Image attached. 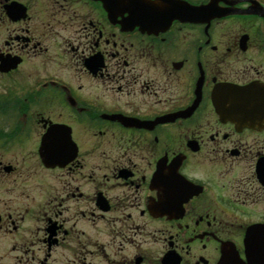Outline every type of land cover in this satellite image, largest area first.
<instances>
[{"label": "flooded vegetation", "instance_id": "1", "mask_svg": "<svg viewBox=\"0 0 264 264\" xmlns=\"http://www.w3.org/2000/svg\"><path fill=\"white\" fill-rule=\"evenodd\" d=\"M171 1L215 14L0 0V264H264V112L213 96L264 110V0ZM60 126L77 151L45 166Z\"/></svg>", "mask_w": 264, "mask_h": 264}, {"label": "water", "instance_id": "2", "mask_svg": "<svg viewBox=\"0 0 264 264\" xmlns=\"http://www.w3.org/2000/svg\"><path fill=\"white\" fill-rule=\"evenodd\" d=\"M129 2L131 3V12L138 13V16L149 24L161 22L165 17L168 21H171L175 17H184L186 20H191L195 16L202 17L206 15L212 17L215 14L212 10V3L209 6L194 8L171 0L164 1L160 4H151L148 1L136 3V0H129ZM253 7H258L260 9L258 13L264 16V8L262 5L254 1ZM252 90L253 86L238 87L228 85L222 89L218 88L213 94L217 112L221 117L240 120L256 118L254 113L257 114L260 110L264 112V110L258 108L253 112L251 104ZM64 129H66L65 132ZM73 148L74 143L70 128L63 126L52 127L47 131L42 140L40 149L42 160L45 165L50 167L61 165L64 161H69L74 157L76 149L74 150ZM63 149L65 151L64 157L54 156V154H58Z\"/></svg>", "mask_w": 264, "mask_h": 264}, {"label": "rangeland", "instance_id": "3", "mask_svg": "<svg viewBox=\"0 0 264 264\" xmlns=\"http://www.w3.org/2000/svg\"><path fill=\"white\" fill-rule=\"evenodd\" d=\"M52 173H53V176H54V175H56L55 173H57V172H52ZM52 173H51V174H52Z\"/></svg>", "mask_w": 264, "mask_h": 264}]
</instances>
